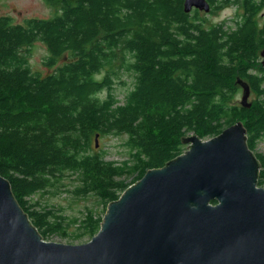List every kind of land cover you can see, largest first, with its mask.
Segmentation results:
<instances>
[{"label":"trees","instance_id":"trees-1","mask_svg":"<svg viewBox=\"0 0 264 264\" xmlns=\"http://www.w3.org/2000/svg\"><path fill=\"white\" fill-rule=\"evenodd\" d=\"M45 1L55 7L49 19L0 17V176L43 240L91 239L102 217L86 209L84 220H68L40 207L37 193L69 180L73 198L92 197L105 211L128 188L120 178L139 181L181 155L184 137L213 139L237 122L264 185L255 152L264 138V0H208L211 13L237 6L230 26L207 25L185 0ZM35 43L47 51L45 75L27 62ZM121 72L131 86L120 103ZM238 81L253 96L249 108L236 102ZM96 135L126 137L128 159L106 161Z\"/></svg>","mask_w":264,"mask_h":264},{"label":"water","instance_id":"water-1","mask_svg":"<svg viewBox=\"0 0 264 264\" xmlns=\"http://www.w3.org/2000/svg\"><path fill=\"white\" fill-rule=\"evenodd\" d=\"M183 3L210 12L207 0ZM238 84L249 108L250 90ZM246 134L237 122L213 139L184 137L187 149L110 202L78 246L43 240L0 176V264H264V190Z\"/></svg>","mask_w":264,"mask_h":264},{"label":"rangeland","instance_id":"rangeland-1","mask_svg":"<svg viewBox=\"0 0 264 264\" xmlns=\"http://www.w3.org/2000/svg\"><path fill=\"white\" fill-rule=\"evenodd\" d=\"M54 8L55 7L48 5L45 0H0V17L10 16L17 23L23 22L24 19L31 20V18L49 19L55 12ZM211 12H212L211 8L208 14L202 12L204 15L206 14L207 25L226 21L228 23L226 25L230 26L232 25V20L236 18L235 13H238V10L236 5H232V6L228 5L218 11H214L213 13ZM46 57H47V51L42 44L35 43L32 47H28L27 62L32 72L33 71L38 72L42 75L48 73L49 71L48 68L43 66V61L46 59ZM119 76L120 77L118 79H115L116 85H115L114 95H116V98L121 103L124 100V95H125L124 93L126 87L131 86V80L128 74L126 73L121 72ZM121 83H126V86H124ZM240 99H241V93L237 96L236 102L240 103L239 102ZM252 99L253 96L250 93L246 102H250L252 101ZM125 140L126 137L124 136H107L102 139L97 137L96 149L98 150L101 149L103 152H105L104 159L106 161H113L119 164L128 159L127 158L128 152L124 145ZM186 149L187 147L185 146V150ZM255 150H256L255 152L260 153L264 156V138L260 142H258ZM136 175L137 173L131 176L120 178L122 180V184L129 187L134 182L138 181V176ZM68 181L69 180L63 181V183H66V187H60L57 190L51 189L45 193H37L33 197L34 201H37L40 207H51L52 211H57V212L61 211V214L68 220H71L73 218H80L84 220L87 214L86 209L93 211L97 210L99 212L98 215L100 217H103L105 211L102 209L103 206L101 207V205L97 202L96 199L92 197L86 199L73 198V196L68 192L69 190L72 189L73 184L70 181L68 183ZM261 188H263L264 190V185L261 186ZM125 189L126 188H124L122 193L125 191ZM90 240L91 239L87 236H84L83 238L77 240L53 236L52 238H49L46 241L78 246L81 244L88 243Z\"/></svg>","mask_w":264,"mask_h":264},{"label":"flooded vegetation","instance_id":"flooded-vegetation-1","mask_svg":"<svg viewBox=\"0 0 264 264\" xmlns=\"http://www.w3.org/2000/svg\"><path fill=\"white\" fill-rule=\"evenodd\" d=\"M210 7H211V6H210ZM211 9H212V8H211ZM201 13H202V12H201ZM53 15H54V13H53ZM53 15H52V16H53ZM52 16H51V17H52ZM51 17H50V18H51ZM37 19H38V18H37ZM40 19H43V18H40Z\"/></svg>","mask_w":264,"mask_h":264}]
</instances>
